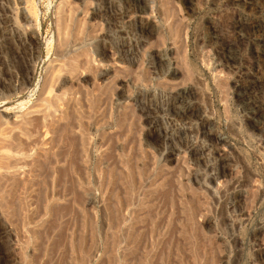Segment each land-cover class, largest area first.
<instances>
[{
	"label": "rangeland",
	"instance_id": "rangeland-1",
	"mask_svg": "<svg viewBox=\"0 0 264 264\" xmlns=\"http://www.w3.org/2000/svg\"><path fill=\"white\" fill-rule=\"evenodd\" d=\"M23 1L0 264H264V0Z\"/></svg>",
	"mask_w": 264,
	"mask_h": 264
},
{
	"label": "bare ground",
	"instance_id": "bare-ground-1",
	"mask_svg": "<svg viewBox=\"0 0 264 264\" xmlns=\"http://www.w3.org/2000/svg\"><path fill=\"white\" fill-rule=\"evenodd\" d=\"M1 1L2 0H0V3H1ZM4 1V0H3ZM5 1H7V0H5ZM24 3L25 1H23V0H21V3ZM25 4V3H24ZM20 15H21V19L23 20V21H28V20H30L29 18H31L32 17V14L30 13V11L28 10V8L25 6V5H21L20 6ZM1 16H2V18L3 19H5L6 20V22L8 23V26L10 27V30H13L14 29V31H16L17 29H18V27H17V25H16V19H14L15 18V14H14V11H13V9H8V10H6L5 11V13H4V11L1 13V11H0V18H1ZM1 18V19H2ZM20 40H21V35H20ZM263 78V77H262ZM185 108V107H184ZM186 110V109H185ZM8 229V228H7ZM6 230V229H5ZM5 232V231H4ZM7 234H9V232L7 231ZM6 236H8V235H6Z\"/></svg>",
	"mask_w": 264,
	"mask_h": 264
}]
</instances>
